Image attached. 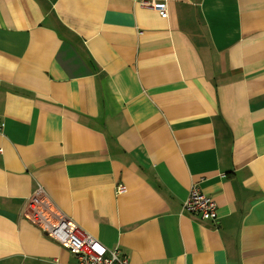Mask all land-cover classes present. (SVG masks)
<instances>
[{"label":"crops","instance_id":"0c3cea01","mask_svg":"<svg viewBox=\"0 0 264 264\" xmlns=\"http://www.w3.org/2000/svg\"><path fill=\"white\" fill-rule=\"evenodd\" d=\"M0 123V264H77L39 185L129 264H264V0H0Z\"/></svg>","mask_w":264,"mask_h":264},{"label":"built area","instance_id":"2783aa9c","mask_svg":"<svg viewBox=\"0 0 264 264\" xmlns=\"http://www.w3.org/2000/svg\"><path fill=\"white\" fill-rule=\"evenodd\" d=\"M167 16L166 4L146 3ZM3 124L0 123V134ZM0 148V152H2ZM126 186L119 184L117 192L124 193ZM183 209L199 215L202 219H215L217 204L213 197L204 194L197 186H192ZM23 216L40 228L48 237L65 246L76 255L77 264H129L128 256H121L117 247L108 248L99 239L65 214L51 200L45 189L39 185L27 199ZM58 264H64L57 261Z\"/></svg>","mask_w":264,"mask_h":264}]
</instances>
